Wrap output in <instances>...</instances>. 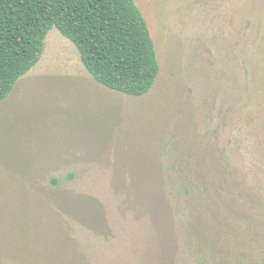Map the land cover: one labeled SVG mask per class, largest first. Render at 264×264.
Listing matches in <instances>:
<instances>
[{"label":"rangeland","instance_id":"rangeland-1","mask_svg":"<svg viewBox=\"0 0 264 264\" xmlns=\"http://www.w3.org/2000/svg\"><path fill=\"white\" fill-rule=\"evenodd\" d=\"M135 1L149 92L53 27L0 102V264H264V0Z\"/></svg>","mask_w":264,"mask_h":264},{"label":"trees","instance_id":"trees-1","mask_svg":"<svg viewBox=\"0 0 264 264\" xmlns=\"http://www.w3.org/2000/svg\"><path fill=\"white\" fill-rule=\"evenodd\" d=\"M53 27L74 42L100 83L136 96L154 85L156 47L135 0H0V102L41 60ZM181 189L193 198L190 185Z\"/></svg>","mask_w":264,"mask_h":264}]
</instances>
